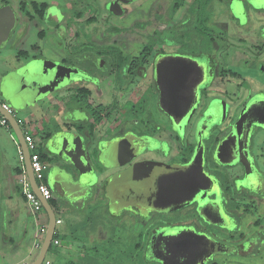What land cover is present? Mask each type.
Listing matches in <instances>:
<instances>
[{
	"label": "flooded vegetation",
	"instance_id": "af4514ba",
	"mask_svg": "<svg viewBox=\"0 0 264 264\" xmlns=\"http://www.w3.org/2000/svg\"><path fill=\"white\" fill-rule=\"evenodd\" d=\"M5 4L19 65L76 71L51 122L118 164L52 197L148 225L125 264H264V0ZM43 44L59 58L30 56Z\"/></svg>",
	"mask_w": 264,
	"mask_h": 264
},
{
	"label": "water",
	"instance_id": "95a60500",
	"mask_svg": "<svg viewBox=\"0 0 264 264\" xmlns=\"http://www.w3.org/2000/svg\"><path fill=\"white\" fill-rule=\"evenodd\" d=\"M12 19L10 6L7 4L0 6V48L5 44ZM60 72H62L61 75ZM75 73V69L60 65L53 60H31L3 75L0 80V94L6 99V103L19 110L35 105L56 89L70 84V81L73 80L72 75ZM57 75L63 77L57 78ZM26 88L30 92L28 96L30 99L27 100ZM19 98L25 100V104H20ZM0 112L7 118L10 128L15 134L31 188L41 201L47 214L46 233L36 258L30 263L42 264L55 230V213L49 200L44 199L37 189L31 168L30 151L16 116L3 110L1 105ZM77 112L76 110H68L64 116L67 119H72V116L76 115ZM46 123L50 131L42 137L41 142L44 149L46 180L52 190L55 189V184L64 188L67 183L81 185L87 189L92 188L99 182V179L104 178L102 177L104 176V169L118 166V164H106L100 158V154L94 159L90 157L89 151L93 152V147H87L85 139L80 133L70 129H58L57 123L51 122V120Z\"/></svg>",
	"mask_w": 264,
	"mask_h": 264
},
{
	"label": "rangeland",
	"instance_id": "374dc122",
	"mask_svg": "<svg viewBox=\"0 0 264 264\" xmlns=\"http://www.w3.org/2000/svg\"><path fill=\"white\" fill-rule=\"evenodd\" d=\"M2 2L3 0H0V4ZM134 18L135 15H132L121 21V26H124V28H134ZM133 42V40L130 41V43ZM23 46L26 48V40ZM24 53H26V50ZM34 54H36L35 56L38 58L41 56L47 58H59L52 47L48 48L47 46H44V44L41 46V49H38V51L30 52V56ZM13 56V53L5 47L0 48V80L5 73L20 66ZM29 95V89L26 88V100L30 99L28 97ZM59 96V93H53L38 101L35 105L23 107L19 110L15 109L8 103L7 104L13 109L15 116L22 119L21 127L25 129L24 126L27 124L26 119L28 115H31L32 119L35 117L38 118V115H41L42 113V108L51 105L49 98ZM0 101L7 102L1 94ZM18 101L20 104H25V100L22 98H19ZM46 122V120L41 119V123H45L44 127L47 125ZM3 132V128H0V186L2 178H6L12 184L14 182L17 184L19 176V173L16 174L14 171L18 162V151L16 150L17 143H15L17 142V139L12 129L11 133L13 134V139L15 141L10 140L7 134ZM32 133L38 135L36 134V130H33ZM33 141L36 145L35 152L40 154L41 150L39 148L38 139L33 138ZM32 152H34V150H32ZM41 161L42 163L44 162L42 157ZM43 174V182L46 183L45 169L43 170ZM14 189L17 198L20 197L21 199H25L19 183ZM3 199H0V203L2 200H6L5 198ZM50 202L52 203L55 216L62 218L63 222L55 226L53 236L58 238L60 243L57 246L50 245L44 259V263L47 261V264L64 263L69 259L73 260L75 264H125L132 258V245L137 241L140 244V237L143 232L145 233L146 228L148 227V225H142L141 222H138L135 225V223L128 221V219L117 220L115 217L111 216L105 208H101V210L95 212L92 206L81 212L75 210L71 211L73 216L71 217L68 213L69 209L64 202H62L63 205H61V200L59 201L55 196L50 199ZM29 210L32 211L31 209H28V211ZM24 212L26 213V199ZM38 214L44 219L47 216L44 209L40 210ZM69 246L70 248H68ZM6 249L7 247H5L4 250ZM37 252L38 250L34 249L33 255L37 254ZM4 261L5 260L0 259V263H3ZM262 261L264 262V259L261 260V262ZM7 262H10V260Z\"/></svg>",
	"mask_w": 264,
	"mask_h": 264
},
{
	"label": "crops",
	"instance_id": "0c3cea01",
	"mask_svg": "<svg viewBox=\"0 0 264 264\" xmlns=\"http://www.w3.org/2000/svg\"><path fill=\"white\" fill-rule=\"evenodd\" d=\"M49 100L51 101H49L51 105L43 107L42 113L41 115H38V118L35 117L34 119H32L31 115H28L26 119L27 124L24 126L25 129L22 128L24 131L26 130V132L31 134L32 138L38 139V144L41 152H44L41 139L47 132L50 131V128L47 125L46 127H44L45 123L42 124L41 119L46 121H49V119L51 120L52 117L55 116L56 111L59 108V99L57 97H50ZM69 100L71 101V95ZM0 128H3V133H6L10 140L15 141L13 139V134L11 133V128L7 129L6 127L1 125ZM33 130H36V134L38 135L33 134ZM16 150L18 151V162L14 171L16 172V174H18V169H21L23 166V160H21L20 158V146L18 145V143L16 144ZM18 175H20V173ZM18 183L16 184L14 182L12 184L6 178L1 179L0 199L5 198L6 200L3 201V199V203H0V259L5 260V263L3 262L0 264H30L38 254L37 252V254L33 255V250L36 249L39 251L40 248H36L34 246L40 221L43 222L47 220V216L45 219L42 218L41 220H36L34 213H30L32 212L30 210L28 211V209H30V206L27 205V201L26 213L24 212L25 199H21L20 197L17 198V196H15L14 187L16 188V185H18ZM70 212V216L73 217L72 212ZM32 214L34 217L32 216ZM5 247H7L6 250H4ZM68 248H70V246ZM9 260L10 262H7Z\"/></svg>",
	"mask_w": 264,
	"mask_h": 264
},
{
	"label": "built area",
	"instance_id": "2783aa9c",
	"mask_svg": "<svg viewBox=\"0 0 264 264\" xmlns=\"http://www.w3.org/2000/svg\"><path fill=\"white\" fill-rule=\"evenodd\" d=\"M0 105H1L3 110H5L6 112L11 113L12 115L15 116L13 109L6 102L0 101ZM16 119H17L18 124L21 127L22 119L17 118V117H16ZM0 125L6 127L7 129L10 128V125L8 123L7 118L1 112H0ZM21 129H22V127H21ZM22 131H23L24 139L27 143V147L30 151L31 168H32L34 178H35L36 183H37V189L44 199L49 200L52 197V191H51L49 185L47 183L43 182V178H44L43 170L45 169V162L42 163L39 153L35 152L36 145L33 141L32 135L29 134L28 132H26V130L24 131L22 129ZM32 150H34V152H32ZM20 158L22 160L21 151H20ZM18 182H19V185L21 186V191H22L23 195H24L28 205L30 206V209L32 210V212L35 215V219L41 220L42 218L38 214V212L40 210H42L43 207H42L41 201L39 200V198L37 197V195L34 193V191L31 188V184H30L29 179L26 175L24 165L21 168V173L18 177ZM61 222H62L61 218L55 217V226L57 224H60ZM46 230H47V220H45L43 222L40 221L39 228L37 231V237H36V240L34 242V246L36 248L40 247L42 240L44 238V235L46 233ZM59 243H60L59 239L53 236L50 244H52L53 246H57V245H59Z\"/></svg>",
	"mask_w": 264,
	"mask_h": 264
},
{
	"label": "trees",
	"instance_id": "16d2710c",
	"mask_svg": "<svg viewBox=\"0 0 264 264\" xmlns=\"http://www.w3.org/2000/svg\"><path fill=\"white\" fill-rule=\"evenodd\" d=\"M42 158H44V153H41L39 154ZM18 173H21V169H18ZM49 202H50V199H49ZM50 204L52 205V203L50 202ZM44 263V261H43ZM44 264H47V261L44 263ZM59 264H75V262H73V260H68L67 262H64V263H59Z\"/></svg>",
	"mask_w": 264,
	"mask_h": 264
}]
</instances>
